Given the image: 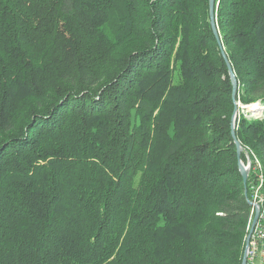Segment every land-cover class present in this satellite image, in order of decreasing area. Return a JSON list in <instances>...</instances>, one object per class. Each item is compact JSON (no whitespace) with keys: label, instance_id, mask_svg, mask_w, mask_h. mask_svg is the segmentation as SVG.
Here are the masks:
<instances>
[{"label":"trees","instance_id":"obj_1","mask_svg":"<svg viewBox=\"0 0 264 264\" xmlns=\"http://www.w3.org/2000/svg\"><path fill=\"white\" fill-rule=\"evenodd\" d=\"M218 2L237 100L259 104L236 122L252 201L264 0ZM209 4L0 0V264H242L254 214Z\"/></svg>","mask_w":264,"mask_h":264},{"label":"water","instance_id":"obj_2","mask_svg":"<svg viewBox=\"0 0 264 264\" xmlns=\"http://www.w3.org/2000/svg\"><path fill=\"white\" fill-rule=\"evenodd\" d=\"M217 1L218 0H210V4H209V17H210V24H211V28L212 31L214 33V36L220 46V49L222 51V55L223 58L227 64L228 70H229V75L231 78V83H232V88H233V92H232V99L233 102L235 104V109H234V113L232 116V122H231V131H232V138L233 141L237 147V156H238V166H239V171L241 173V176L243 178V183H244V188H245V197L247 199L248 204L251 207H256L255 209V214L252 220V224H251V228L249 230V233L246 237V241H245V250H244V256H243V261L242 264H248V250L250 247V240L251 237L253 235V233L255 232L259 217H260V210L258 208V206L256 204H254L249 198H248V191H247V182H248V178H249V172H250V163H248L247 165L242 161L241 159V155L243 152V147L240 143V141L238 140L237 134H236V122L237 119L239 117V112H240V103L237 101V97L239 94V83L236 77V74L234 72V69L228 59V56L225 52L224 46L222 44L221 41V36H220V31L218 28V24H217V16H216V9H217ZM258 106H255V108H252L253 113H255L254 110L257 109Z\"/></svg>","mask_w":264,"mask_h":264},{"label":"built area","instance_id":"obj_3","mask_svg":"<svg viewBox=\"0 0 264 264\" xmlns=\"http://www.w3.org/2000/svg\"><path fill=\"white\" fill-rule=\"evenodd\" d=\"M248 163H250V172H251L250 158H248ZM256 169L261 171V167H259V165H257ZM250 172H249V175H250ZM263 186H264V177H261V173H260L259 183L257 185L253 184L251 187V190L253 192L252 202L258 206L260 210V218L257 223L255 232L253 233L251 240H250V247L248 250V264H255V259L257 257L259 258L260 254L264 255V208H260V201H261V198H263V194L261 193ZM252 208L256 209V207H252ZM251 222H252V219L250 221V224Z\"/></svg>","mask_w":264,"mask_h":264},{"label":"rangeland","instance_id":"obj_4","mask_svg":"<svg viewBox=\"0 0 264 264\" xmlns=\"http://www.w3.org/2000/svg\"><path fill=\"white\" fill-rule=\"evenodd\" d=\"M217 4L219 5V2L217 1ZM237 99H238V97H237ZM238 101V100H237ZM239 102V101H238ZM240 103V102H239ZM240 109H241V113H244L245 112V114L247 115V117L248 118H253V117H255V118H257V117H260V113L259 112H255V113H253V112H251V110H252V108H255V106H259V104H254V105H250V106H245V105H242L241 103H240ZM248 112H251V114H249ZM241 113H239V114H241ZM260 218V217H259ZM259 221V220H258ZM251 224H252V222H251ZM251 224H250V228H251ZM257 227V226H256ZM250 228H248V233H249V230H250ZM260 257L258 258H256L255 259V264H263V262H262V258H263V255L262 254H260L259 255Z\"/></svg>","mask_w":264,"mask_h":264},{"label":"bare ground","instance_id":"obj_5","mask_svg":"<svg viewBox=\"0 0 264 264\" xmlns=\"http://www.w3.org/2000/svg\"><path fill=\"white\" fill-rule=\"evenodd\" d=\"M257 165H259V167H261V170H262V166L259 163H257ZM261 177H264L263 173H261ZM260 208H264V195H263V198H261V201H260ZM253 214H255V208H253Z\"/></svg>","mask_w":264,"mask_h":264}]
</instances>
